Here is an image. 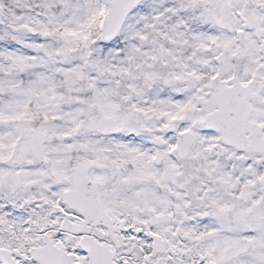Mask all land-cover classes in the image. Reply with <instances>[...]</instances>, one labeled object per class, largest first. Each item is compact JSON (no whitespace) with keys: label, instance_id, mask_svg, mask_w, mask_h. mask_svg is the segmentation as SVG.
<instances>
[{"label":"snow or ice","instance_id":"1","mask_svg":"<svg viewBox=\"0 0 264 264\" xmlns=\"http://www.w3.org/2000/svg\"><path fill=\"white\" fill-rule=\"evenodd\" d=\"M0 264H264V0H0Z\"/></svg>","mask_w":264,"mask_h":264}]
</instances>
